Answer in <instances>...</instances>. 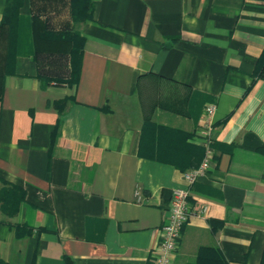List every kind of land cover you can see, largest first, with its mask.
Returning a JSON list of instances; mask_svg holds the SVG:
<instances>
[{
  "label": "crops",
  "instance_id": "1",
  "mask_svg": "<svg viewBox=\"0 0 264 264\" xmlns=\"http://www.w3.org/2000/svg\"><path fill=\"white\" fill-rule=\"evenodd\" d=\"M92 3L91 19L79 27L84 45L70 86H41L38 73L68 76V56L50 53L34 62L26 22L20 30L22 52L0 97V187L17 186L24 198L15 215L0 214V258L145 264L171 190L185 186L182 172L193 145H201L202 104L213 103L216 165L190 185L188 197L189 210L198 202L206 210L191 212L180 228L171 264L191 262L204 245L218 248L229 264H258L264 155L256 150L264 146V80L243 93L264 45V0ZM19 11L28 16V0ZM65 19L53 14L48 20L57 27ZM146 72L187 83L191 115L155 108L153 126L146 124L135 91L137 76ZM63 98L58 117L53 103ZM209 220L223 223L211 230Z\"/></svg>",
  "mask_w": 264,
  "mask_h": 264
},
{
  "label": "trees",
  "instance_id": "2",
  "mask_svg": "<svg viewBox=\"0 0 264 264\" xmlns=\"http://www.w3.org/2000/svg\"><path fill=\"white\" fill-rule=\"evenodd\" d=\"M23 1L24 0H5L1 13L0 97L3 91V79L5 76L14 73L15 57L22 52L20 49V30L24 22L27 23L31 52L30 57L34 62H38L41 55L50 53H66L68 56V76L66 78L48 77L38 73L36 76L41 86H46L51 82L55 85L66 84L70 86L78 79L81 53L84 45V38L79 33V27L83 22L91 19L92 0H28L29 13L26 18H23L19 13ZM62 9L66 10V19L61 20L62 22L59 26H52L48 19L53 14H59ZM258 79L264 80V45L255 60L250 74V82L243 95L250 90ZM135 91L146 124H151V126H153L150 122V118L155 108L184 116L191 115L187 109V103H189L190 100L188 95L191 90L185 82L146 72L137 76ZM193 93L196 94L195 92ZM67 100L68 98H63L54 101L53 105L57 109L58 117L65 107L64 105ZM205 104L206 103L202 104L201 109ZM197 112L198 109H196V114ZM58 125L59 118L56 119L55 128L58 127ZM213 125L214 124H212V126ZM154 128L157 127L154 126ZM215 145L216 144L211 140L209 146L212 149L211 162L213 165H216L217 160ZM193 146L195 147V154L192 155L187 163L189 169L195 168L204 155L203 146ZM256 151L264 155V146H260ZM23 198L24 191L21 188L2 182V186L0 187V214L5 217L15 215L19 203ZM222 223L223 221L221 220H209L211 230L216 229ZM40 230L39 228V231ZM30 232V228H26L23 234H29ZM0 264L8 263L0 258ZM145 264H153L152 258L150 257ZM186 264H229V262L223 257L218 248L204 245L197 248L194 259ZM258 264H264V245Z\"/></svg>",
  "mask_w": 264,
  "mask_h": 264
},
{
  "label": "built area",
  "instance_id": "3",
  "mask_svg": "<svg viewBox=\"0 0 264 264\" xmlns=\"http://www.w3.org/2000/svg\"><path fill=\"white\" fill-rule=\"evenodd\" d=\"M214 112L215 105L213 103H207L202 108L196 132L200 138V144L204 147V155L195 168L182 172L185 186L174 187L171 190L168 212L164 222L160 226L159 241L152 251L153 264H171L172 258L177 250V240L181 226L186 223L191 212L201 214L206 210V205L202 202H198L192 207V210H189L188 197L190 185L195 182L199 176L209 170L212 164V149L209 144L211 142L210 132L212 129ZM134 195L137 199L139 198L137 190L134 192Z\"/></svg>",
  "mask_w": 264,
  "mask_h": 264
},
{
  "label": "rangeland",
  "instance_id": "4",
  "mask_svg": "<svg viewBox=\"0 0 264 264\" xmlns=\"http://www.w3.org/2000/svg\"><path fill=\"white\" fill-rule=\"evenodd\" d=\"M59 14H61L62 17H63V16H66V10H63V9H62V10L60 11Z\"/></svg>",
  "mask_w": 264,
  "mask_h": 264
}]
</instances>
